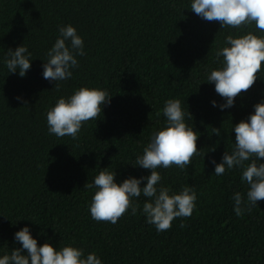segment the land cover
<instances>
[{
    "label": "trees",
    "instance_id": "obj_1",
    "mask_svg": "<svg viewBox=\"0 0 264 264\" xmlns=\"http://www.w3.org/2000/svg\"><path fill=\"white\" fill-rule=\"evenodd\" d=\"M191 2L0 0V258L22 247L15 233L28 227L38 246H73L85 256L95 253L102 264H264V201L237 217L233 196L239 192L246 201L249 189L243 170L216 176L211 163L233 151L234 126L264 101V64L254 86L223 111L212 101H226L207 83L221 67L215 53L228 46L227 35L264 32L254 25L223 29L192 12ZM69 24L83 39L85 55L76 57L79 67L55 91V82L43 78V64L59 28ZM23 44L31 68L21 78L4 59ZM81 87L106 91L110 104L76 140L49 134L47 112ZM170 99L181 102L200 151L185 170L157 169L162 179L156 187L170 194L193 187L192 216L157 232L142 212L149 198L141 195L133 198L140 205L136 215L129 209L116 224L94 221L89 207L95 189L84 185L104 169L116 173L117 183L149 176L136 159L166 126L162 110Z\"/></svg>",
    "mask_w": 264,
    "mask_h": 264
},
{
    "label": "clouds",
    "instance_id": "obj_2",
    "mask_svg": "<svg viewBox=\"0 0 264 264\" xmlns=\"http://www.w3.org/2000/svg\"><path fill=\"white\" fill-rule=\"evenodd\" d=\"M191 11L208 22L220 23L223 29L243 30L254 25L257 31L264 32V0H192ZM225 44L228 46L215 53L221 67L207 76V83L214 84L215 92L226 101L222 105L212 101L213 106L220 107L222 111L233 107L235 99L254 86L264 64V36L248 32L234 38L229 34ZM83 55L84 41L77 30L70 24L61 26L59 37L46 53L43 78L55 82L53 90L59 91L61 85L58 82L72 77L71 69L79 67L76 57ZM30 57L31 53L23 44L15 51L9 49L4 63L10 73L18 71L23 78L31 68ZM16 99L20 101L21 97ZM110 101L106 91L87 87L75 90L67 99H58L47 112L49 134L57 138L68 136L78 139L83 125L98 119L103 106ZM162 112L166 117V126L153 134L151 142L143 149V155L136 159L137 166L151 170L149 176L139 179L130 177L117 183L116 173L104 169L92 183L84 185V188L95 189L89 207L94 221L116 224L129 209L132 215H136L140 205L134 204L133 198L141 195L149 198V202L143 204L142 212L146 222L153 225L157 232L170 230L177 218L192 216L197 200L194 188L186 186L179 194H170L171 190L164 186L157 189L162 179L157 169L173 166L187 169L192 158L199 154V136L193 127L186 125L185 113L178 99L167 100ZM188 115L191 117L190 113ZM213 132L216 136L221 134L220 129L213 128ZM234 132L233 151H225L221 163L215 160L211 163L215 166L216 176L224 175L226 169L242 168L241 179L249 186L246 201L239 192L233 196L235 215L242 217L246 211L256 207L258 201H264V163H261L264 160V101L254 105V114L236 124ZM145 180L146 185L141 187ZM185 226L180 224L181 228ZM14 238L22 247L3 255L0 264H102L95 253L85 256L82 249L73 246H65L58 251L49 243L38 246L28 227L16 232ZM24 252L27 254H22Z\"/></svg>",
    "mask_w": 264,
    "mask_h": 264
}]
</instances>
